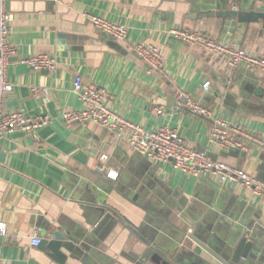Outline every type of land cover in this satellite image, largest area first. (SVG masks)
Segmentation results:
<instances>
[{
	"label": "crops",
	"instance_id": "crops-1",
	"mask_svg": "<svg viewBox=\"0 0 264 264\" xmlns=\"http://www.w3.org/2000/svg\"><path fill=\"white\" fill-rule=\"evenodd\" d=\"M6 6L15 52L3 108L48 122L0 138V264H148L140 259L144 243L107 207L179 264H222L225 248L242 238L250 245L238 264H264V196L239 181L220 183L182 172L172 161L153 162L133 151L124 134L62 118L82 108L73 91L80 76L104 88L108 108L143 130L174 128L190 148L264 183L263 148L209 143L210 120L177 102L183 92L216 116L264 134V74L168 35L172 26L186 27L264 56V19L248 17L264 12V0H7ZM82 11L125 25L127 41L98 30ZM137 41L162 47V68L150 69L133 52ZM42 52L55 55L54 71L21 61ZM57 229L66 234L61 262L45 245L30 244L32 236L43 240Z\"/></svg>",
	"mask_w": 264,
	"mask_h": 264
},
{
	"label": "built area",
	"instance_id": "built-area-1",
	"mask_svg": "<svg viewBox=\"0 0 264 264\" xmlns=\"http://www.w3.org/2000/svg\"><path fill=\"white\" fill-rule=\"evenodd\" d=\"M7 0H0V138L9 130L19 129L25 132H34L47 124L45 115L30 116L19 110H4L3 104L12 91L13 86L7 78V64L14 49L8 42L9 25L12 14L7 10ZM235 9V7H233ZM81 16L86 18L95 28L112 36L118 41H127L125 25L110 22L102 17L82 11ZM168 35L185 44L198 46L205 50L220 53L226 56L231 66H242L258 74H264V56H258L247 49L231 45L206 35L198 30L186 27L172 26ZM133 52L150 69H160L165 63L162 47L147 41H137L132 45ZM34 70L54 71L57 60L54 54L37 53L21 60ZM204 90L209 88V82L202 85ZM73 91L82 103V108L62 112L66 122L85 124L88 122L99 124L101 127L116 135L124 134L130 148L151 161H172L174 168L182 172L197 176L208 174L218 179L220 183L241 182L251 188L256 196H264V183L254 175L243 169L234 168L223 161L210 158L204 151H198L187 146L185 140L174 128L161 126L153 130H143L137 124L112 111L106 105L107 91L95 87L76 76ZM178 105L185 107L192 114L210 120L208 142L221 148L246 149L249 143H254L264 149V134L249 133L242 124L229 122L218 116L206 106L194 101L185 93L178 96ZM158 113L161 112L157 108ZM105 156H101L104 159ZM0 233H4V226L0 223ZM40 238L32 236L30 244L36 246Z\"/></svg>",
	"mask_w": 264,
	"mask_h": 264
},
{
	"label": "water",
	"instance_id": "water-1",
	"mask_svg": "<svg viewBox=\"0 0 264 264\" xmlns=\"http://www.w3.org/2000/svg\"><path fill=\"white\" fill-rule=\"evenodd\" d=\"M226 14H232V15H236L239 17L242 15V12L229 11ZM248 17L250 19H257V18L264 19V12H261L259 10H254L248 14ZM106 209L117 220L122 222L131 231V233H134L144 243L145 247L143 248L140 254V259L142 261H145L148 264L177 263L176 259L169 258L157 246H155V244H151L148 241V239L144 238L137 230V227L132 222H130L125 216L120 215L118 212H116L110 207H107ZM187 237L192 239L197 245L201 246L203 249H207L205 245L203 244V242L196 238V235L193 232H189L187 234ZM65 242H66V234H64L63 232L57 229L51 232L50 234H48V236L45 239L40 240L38 245L40 246L45 245L50 250V256L61 262L63 261L65 256L60 251V248L63 247ZM249 245L250 244L248 242L246 243L245 238L240 239L239 242L235 246H232L231 248L230 247L225 248V253L227 254L225 256L226 258H224V260L219 259L220 262L222 264L241 263V261L247 255Z\"/></svg>",
	"mask_w": 264,
	"mask_h": 264
}]
</instances>
